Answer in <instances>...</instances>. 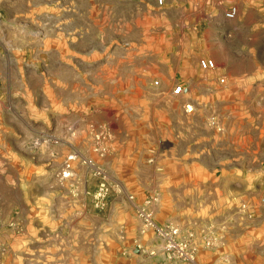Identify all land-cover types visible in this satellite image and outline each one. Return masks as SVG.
<instances>
[{"label": "rangeland", "instance_id": "1", "mask_svg": "<svg viewBox=\"0 0 264 264\" xmlns=\"http://www.w3.org/2000/svg\"><path fill=\"white\" fill-rule=\"evenodd\" d=\"M15 1L0 5V264H264V168L225 164L228 116L209 97L210 74L187 83L174 34H132L135 8L116 0ZM118 11L126 34H100ZM227 42L208 34L197 62L224 65ZM178 82L189 93L177 98ZM210 114L222 133L206 125ZM82 158L103 171L102 209L92 198L100 178ZM140 205L190 235L193 263L148 256L156 239L140 233Z\"/></svg>", "mask_w": 264, "mask_h": 264}, {"label": "crops", "instance_id": "2", "mask_svg": "<svg viewBox=\"0 0 264 264\" xmlns=\"http://www.w3.org/2000/svg\"><path fill=\"white\" fill-rule=\"evenodd\" d=\"M16 3L15 0H0V5ZM38 1V0H37ZM62 0H45V5L59 7ZM216 0H168L163 9L158 10L154 0H116L117 6L130 4L132 11V34H174L181 58L176 64L188 65L184 76L187 83L193 73L200 72L195 54L200 46L206 44L208 34L219 45L228 40L229 57L225 64L211 74L212 81L205 83L209 97L219 103L228 116L225 132L230 139L227 147L233 151L227 166L264 168V0H225L234 2L238 14L234 20L222 15V8L215 5ZM113 3V2H110ZM109 2L102 6L108 7ZM19 6H29V0H22ZM148 13L141 20L142 9ZM154 16H151V12ZM143 15V14H142ZM102 21L100 34H126L123 11H118L116 20ZM103 19V18H102ZM59 26V14L56 18ZM228 22V23H226ZM115 29V30H113ZM238 30L240 34L238 39ZM141 32V33H140ZM205 57L200 54L198 58ZM235 67V70L231 67ZM217 75H224L226 84L218 85ZM192 83V82H191ZM196 85L200 86L199 82ZM200 98V96H199ZM222 133V132H221ZM9 136V135H8ZM2 147V143L0 141ZM13 149L12 140L4 142V148Z\"/></svg>", "mask_w": 264, "mask_h": 264}, {"label": "built area", "instance_id": "3", "mask_svg": "<svg viewBox=\"0 0 264 264\" xmlns=\"http://www.w3.org/2000/svg\"><path fill=\"white\" fill-rule=\"evenodd\" d=\"M168 0H154L155 6L161 11L166 5ZM194 5H197V0H192ZM215 5L218 8H222V15L227 20H234L238 14L237 5L234 2H226L225 0H216ZM198 68L200 72L207 74H214L217 70L215 61L209 57L198 58ZM215 81L218 85L223 86L226 84V78L224 75H217ZM154 85H158V81H154ZM187 87L184 83L178 82L171 88V95L174 97H181L188 94ZM182 111L185 115H192L196 110L195 101L191 98L183 100ZM206 125L216 133L223 132V126L218 120L215 114H210L206 118ZM109 135L108 130L103 129L99 134H95L97 146L94 148L101 155L105 152L103 144L100 138ZM77 159V154H70L66 161V168L62 171V177L66 178L70 176V164ZM81 163L88 165L93 170V173L97 175L100 180L93 192V206L96 209H102L104 206L105 198L108 194V185L105 181L103 171L97 167L92 160L82 158ZM138 217L140 221V233L147 234L151 232L156 239L155 245L150 248L147 253L148 256L154 257L162 255L166 260H180L189 263H193L195 259V248L191 245L190 235L187 237L181 236L179 230L170 223L158 224L155 222L152 212L144 205L137 206Z\"/></svg>", "mask_w": 264, "mask_h": 264}]
</instances>
